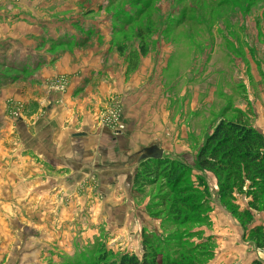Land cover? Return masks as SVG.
Segmentation results:
<instances>
[{"label": "rangeland", "instance_id": "374dc122", "mask_svg": "<svg viewBox=\"0 0 264 264\" xmlns=\"http://www.w3.org/2000/svg\"><path fill=\"white\" fill-rule=\"evenodd\" d=\"M47 2L50 22L42 38L48 52L100 55L88 81L99 129L124 133L128 144L144 146L138 167L147 159L167 158L189 169L177 182L152 176L146 184H78L79 195L71 198L69 185H60L62 221L55 205L45 209L51 199L44 193L56 184H33L38 192L31 197L26 184H7L12 173L5 162L0 264H94L104 251L141 256L143 231H155L164 253L179 264H246L248 255L264 264V248L250 238L254 227L264 231V210H253L242 223L230 209L249 206L248 183L241 191L237 185L232 199H219L217 178L196 164L222 118L247 120L264 134V0ZM12 67H0V74L17 79L20 71ZM68 83L59 75L49 85L64 91ZM184 195L195 206L181 223L171 204ZM217 206L228 217L223 232L214 221ZM43 209L57 219L42 220ZM129 220L146 229L124 235ZM47 223L50 230L43 227Z\"/></svg>", "mask_w": 264, "mask_h": 264}, {"label": "crops", "instance_id": "0c3cea01", "mask_svg": "<svg viewBox=\"0 0 264 264\" xmlns=\"http://www.w3.org/2000/svg\"><path fill=\"white\" fill-rule=\"evenodd\" d=\"M5 1L0 0V67L12 69L17 65L20 74H15L17 79L0 74L4 76L0 78V166L7 162L12 173L7 184H26L31 197L38 192L33 184H56L54 190L44 193L51 199L45 209H57V217L64 221L60 185H69L66 190L71 198L79 195L78 184H134L144 146L134 147L128 144V135L100 130L95 122L99 107L89 97L88 81L100 55L91 57L83 50L61 57L50 54L42 38L50 22L47 0H9L11 6ZM59 75L69 81L64 91L49 85ZM16 106L20 108L18 115ZM219 207L213 211L214 221L223 232L229 229L228 217ZM45 209L42 220L57 219L54 212ZM128 223L122 227L124 235L146 229L145 225ZM43 227L50 230L48 223ZM247 258L252 259L246 264L254 260L250 255Z\"/></svg>", "mask_w": 264, "mask_h": 264}, {"label": "trees", "instance_id": "16d2710c", "mask_svg": "<svg viewBox=\"0 0 264 264\" xmlns=\"http://www.w3.org/2000/svg\"><path fill=\"white\" fill-rule=\"evenodd\" d=\"M197 167L211 172L218 183L219 199H232L238 190L248 183V207L236 210L231 205V212L242 219L250 220L253 210H264V134L241 118H222L208 135L196 156ZM189 166L180 160L159 158L147 159L140 163L134 178V184H144L153 176H162L170 182L180 181L186 176ZM194 197V196H193ZM192 199V197H191ZM225 204L228 206V200ZM189 196L173 199L171 211L173 217L181 223L189 221L187 208L193 207ZM184 215V216H183ZM183 219V220H182ZM251 239L256 240L258 247L264 248V231L262 227L252 229ZM94 264H179L165 254L162 242L155 231H143V254L133 252H106L100 254ZM251 264H263L255 259Z\"/></svg>", "mask_w": 264, "mask_h": 264}, {"label": "built area", "instance_id": "2783aa9c", "mask_svg": "<svg viewBox=\"0 0 264 264\" xmlns=\"http://www.w3.org/2000/svg\"><path fill=\"white\" fill-rule=\"evenodd\" d=\"M58 84L61 85V82H59ZM62 88H63V87H62ZM15 114L18 115V112H15ZM116 130L119 131L118 128H116Z\"/></svg>", "mask_w": 264, "mask_h": 264}]
</instances>
